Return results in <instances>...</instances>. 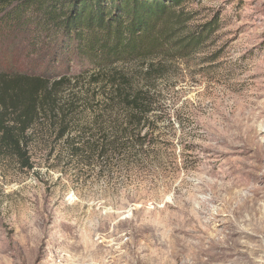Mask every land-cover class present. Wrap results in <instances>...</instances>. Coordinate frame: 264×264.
<instances>
[{"label": "rangeland", "instance_id": "1", "mask_svg": "<svg viewBox=\"0 0 264 264\" xmlns=\"http://www.w3.org/2000/svg\"><path fill=\"white\" fill-rule=\"evenodd\" d=\"M182 10L191 31L220 27L196 53L156 59L172 110L165 157L93 171L44 122L30 138L32 169L0 154V264H264V0ZM2 32L0 69L90 89L91 66L43 47L52 36Z\"/></svg>", "mask_w": 264, "mask_h": 264}, {"label": "trees", "instance_id": "2", "mask_svg": "<svg viewBox=\"0 0 264 264\" xmlns=\"http://www.w3.org/2000/svg\"><path fill=\"white\" fill-rule=\"evenodd\" d=\"M184 2L0 0V33L48 34L53 42L43 47L72 54L93 70L91 87L82 92L76 83L66 90L72 85L67 76L0 69V154L22 170L32 169V132L55 122L66 155L93 171L108 168L113 159L134 171L165 157L169 149L159 142L173 141L166 125L172 110L158 90L167 67L156 59L188 57L220 27L212 23L191 31Z\"/></svg>", "mask_w": 264, "mask_h": 264}, {"label": "bare ground", "instance_id": "3", "mask_svg": "<svg viewBox=\"0 0 264 264\" xmlns=\"http://www.w3.org/2000/svg\"><path fill=\"white\" fill-rule=\"evenodd\" d=\"M262 128L264 129V124H263Z\"/></svg>", "mask_w": 264, "mask_h": 264}]
</instances>
